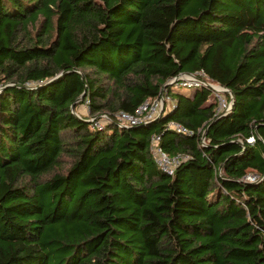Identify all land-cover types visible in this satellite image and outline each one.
I'll list each match as a JSON object with an SVG mask.
<instances>
[{
    "label": "trees",
    "instance_id": "16d2710c",
    "mask_svg": "<svg viewBox=\"0 0 264 264\" xmlns=\"http://www.w3.org/2000/svg\"><path fill=\"white\" fill-rule=\"evenodd\" d=\"M0 264H264V0H0Z\"/></svg>",
    "mask_w": 264,
    "mask_h": 264
},
{
    "label": "built area",
    "instance_id": "2783aa9c",
    "mask_svg": "<svg viewBox=\"0 0 264 264\" xmlns=\"http://www.w3.org/2000/svg\"><path fill=\"white\" fill-rule=\"evenodd\" d=\"M168 82L188 88H210L213 98L217 101V114L219 115L227 113L231 108V99L225 100L224 98V93L231 95L228 89L211 81V79H209L203 72L195 74L182 73L179 76L171 78ZM172 103L173 101L168 96L164 95L163 92H160L157 97L153 99H146L134 110V112L120 110L114 113L113 116L107 113H101L98 116H91L89 121L91 122L92 127L97 128H101L106 122H114L119 126L129 127L156 119L161 114L163 109L170 106ZM167 128L189 135L193 133L186 126L174 120L168 122ZM150 138L151 151L157 164L168 174L172 175L175 167L186 157L168 156L158 144L160 136L158 134H152ZM247 140L251 142L253 137H249ZM202 143H205L204 137H202ZM255 179L256 176L253 174H247L244 177V180L251 182L255 181Z\"/></svg>",
    "mask_w": 264,
    "mask_h": 264
},
{
    "label": "rangeland",
    "instance_id": "374dc122",
    "mask_svg": "<svg viewBox=\"0 0 264 264\" xmlns=\"http://www.w3.org/2000/svg\"><path fill=\"white\" fill-rule=\"evenodd\" d=\"M188 90L191 91V90H193V89H188ZM224 98H225V100H228L227 97L224 96ZM211 101H213V99H212ZM227 102H228V101H227ZM169 104H170V103H169ZM77 111H78L80 114H82V115H85V116L88 115V113H87V107H85L84 105H80V106H78Z\"/></svg>",
    "mask_w": 264,
    "mask_h": 264
},
{
    "label": "water",
    "instance_id": "95a60500",
    "mask_svg": "<svg viewBox=\"0 0 264 264\" xmlns=\"http://www.w3.org/2000/svg\"><path fill=\"white\" fill-rule=\"evenodd\" d=\"M80 99V97L78 98V100ZM78 100H76V102L78 101ZM231 104H232V102H231ZM72 107H73V104H72ZM205 134H206V129H205V131H204V133H203V137L205 136Z\"/></svg>",
    "mask_w": 264,
    "mask_h": 264
},
{
    "label": "crops",
    "instance_id": "0c3cea01",
    "mask_svg": "<svg viewBox=\"0 0 264 264\" xmlns=\"http://www.w3.org/2000/svg\"><path fill=\"white\" fill-rule=\"evenodd\" d=\"M211 100H212V98L209 99V101H211Z\"/></svg>",
    "mask_w": 264,
    "mask_h": 264
}]
</instances>
